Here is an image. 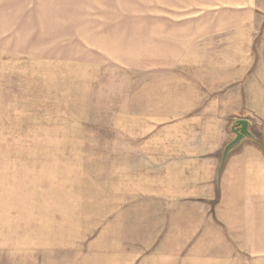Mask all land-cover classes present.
Wrapping results in <instances>:
<instances>
[{
    "label": "rangeland",
    "instance_id": "374dc122",
    "mask_svg": "<svg viewBox=\"0 0 264 264\" xmlns=\"http://www.w3.org/2000/svg\"><path fill=\"white\" fill-rule=\"evenodd\" d=\"M209 9L211 27L222 19L216 47L260 29L233 6ZM201 12L156 0H0V264H264V206L254 223L234 215L213 237L194 235L208 221L194 215L185 236L186 217L176 225L158 197L172 121L151 101L200 106ZM176 42L191 54L171 65ZM251 120L261 137L264 119Z\"/></svg>",
    "mask_w": 264,
    "mask_h": 264
},
{
    "label": "crops",
    "instance_id": "0c3cea01",
    "mask_svg": "<svg viewBox=\"0 0 264 264\" xmlns=\"http://www.w3.org/2000/svg\"><path fill=\"white\" fill-rule=\"evenodd\" d=\"M262 1L156 0L158 5L175 8L179 15L185 14L186 17L193 7L202 8L201 96L197 100L200 106H173L174 103H187V100H177L169 95L160 100L154 95L151 101L154 113L169 112L172 121L169 130L172 160L167 171L169 186L158 197L170 200V213L175 216L176 225L181 222L177 216L186 217L182 235L188 236V224L191 225L194 215L208 218L207 227L201 222L191 226L194 235L202 230L207 233L206 237H213L212 232L216 236L223 232L227 222H233L234 215L242 223H254L255 215L261 214L258 206H264V133L258 137L250 126L252 136H246L233 147L220 168L223 150L235 137L232 131L234 122L239 118L251 123L253 117L264 119ZM225 6L236 8L234 11L240 12L241 20L247 17V27L260 25L256 31L233 32L230 38L238 40L232 43L238 47L213 45L214 39L220 38L217 35H223V31L214 28L215 22L219 27L222 19L218 14L211 27L209 8L213 13H219ZM182 43L176 42L177 48L172 56H177L174 62L170 61L171 65L184 61L185 56L191 54L187 53V48L183 51L185 46ZM169 103L172 106H161L160 110V104ZM176 141L177 145L173 147Z\"/></svg>",
    "mask_w": 264,
    "mask_h": 264
},
{
    "label": "water",
    "instance_id": "95a60500",
    "mask_svg": "<svg viewBox=\"0 0 264 264\" xmlns=\"http://www.w3.org/2000/svg\"><path fill=\"white\" fill-rule=\"evenodd\" d=\"M250 125L251 122L247 119H237L234 122L232 131L235 134V137L225 146L223 150L220 168L223 167L230 150L238 145L246 136H252L249 131Z\"/></svg>",
    "mask_w": 264,
    "mask_h": 264
}]
</instances>
